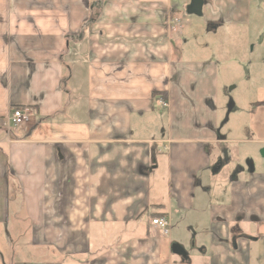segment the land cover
<instances>
[{"label": "crops", "instance_id": "crops-1", "mask_svg": "<svg viewBox=\"0 0 264 264\" xmlns=\"http://www.w3.org/2000/svg\"><path fill=\"white\" fill-rule=\"evenodd\" d=\"M201 3L0 0V264H264V0Z\"/></svg>", "mask_w": 264, "mask_h": 264}, {"label": "built area", "instance_id": "built-area-1", "mask_svg": "<svg viewBox=\"0 0 264 264\" xmlns=\"http://www.w3.org/2000/svg\"><path fill=\"white\" fill-rule=\"evenodd\" d=\"M171 23L174 25H178L180 23V19L174 18L171 19ZM158 104L162 108L169 107V101L164 96H158L157 98ZM33 109L30 106H21L16 107L12 110L10 114V123L14 128H20L23 125L27 124L32 118ZM164 150L168 151L169 146H164ZM152 224L157 228L159 233L163 236H167L171 232V222L166 216H157L152 219Z\"/></svg>", "mask_w": 264, "mask_h": 264}, {"label": "water", "instance_id": "water-1", "mask_svg": "<svg viewBox=\"0 0 264 264\" xmlns=\"http://www.w3.org/2000/svg\"><path fill=\"white\" fill-rule=\"evenodd\" d=\"M202 3L201 0H193V10L196 13H201Z\"/></svg>", "mask_w": 264, "mask_h": 264}, {"label": "rangeland", "instance_id": "rangeland-1", "mask_svg": "<svg viewBox=\"0 0 264 264\" xmlns=\"http://www.w3.org/2000/svg\"><path fill=\"white\" fill-rule=\"evenodd\" d=\"M195 15L193 14V16L191 17L192 19H195ZM197 19V18H196ZM241 86V85H240ZM240 86L239 88L233 93V95H237L240 92ZM170 106V105H169Z\"/></svg>", "mask_w": 264, "mask_h": 264}, {"label": "trees", "instance_id": "trees-1", "mask_svg": "<svg viewBox=\"0 0 264 264\" xmlns=\"http://www.w3.org/2000/svg\"><path fill=\"white\" fill-rule=\"evenodd\" d=\"M161 216V215H160Z\"/></svg>", "mask_w": 264, "mask_h": 264}]
</instances>
